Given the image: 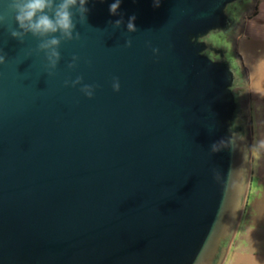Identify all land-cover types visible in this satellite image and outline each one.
Returning <instances> with one entry per match:
<instances>
[{"label":"water","instance_id":"water-1","mask_svg":"<svg viewBox=\"0 0 264 264\" xmlns=\"http://www.w3.org/2000/svg\"><path fill=\"white\" fill-rule=\"evenodd\" d=\"M250 1L88 0L48 76L0 0V264H223L251 175Z\"/></svg>","mask_w":264,"mask_h":264},{"label":"clouds","instance_id":"clouds-1","mask_svg":"<svg viewBox=\"0 0 264 264\" xmlns=\"http://www.w3.org/2000/svg\"><path fill=\"white\" fill-rule=\"evenodd\" d=\"M88 0H7V12L11 14L16 27L8 25V31L12 38L24 42L25 37L31 34L39 40L36 49L37 54L43 53L46 61L45 67L47 75L52 76L61 60L59 51L63 42L79 40L80 32L76 31L75 16H79L80 21H86V13L89 11L85 5ZM121 0H114L110 4L109 11L115 15L120 7ZM161 0H153V6L159 7ZM136 17H129L127 23V32L135 33L137 31L134 21ZM7 23V16L0 14V26ZM123 20L114 22L113 27L119 28ZM125 47H132V40L129 38L124 42ZM153 54H158L159 49L153 48ZM80 60L79 56L73 55L71 62L67 64L69 70H74ZM8 58L0 52V65H5ZM81 85L80 91L89 99L94 96L96 85L84 84L83 77L77 76L74 80L66 79L65 87H76ZM113 91H120V82L118 77L113 78ZM218 143V142H217ZM211 146L212 152H217L216 144Z\"/></svg>","mask_w":264,"mask_h":264},{"label":"rangeland","instance_id":"rangeland-1","mask_svg":"<svg viewBox=\"0 0 264 264\" xmlns=\"http://www.w3.org/2000/svg\"><path fill=\"white\" fill-rule=\"evenodd\" d=\"M237 45L243 65L249 73L248 108L252 162L245 206L233 238V244L238 246L251 244L255 236H251L248 229L258 228L255 235H258L259 240H262L258 242L264 246V56H258L257 62L253 63L243 43L238 42ZM251 231L254 232V230ZM245 256H247L245 253L240 256L242 258H240V263L243 262ZM230 258H232V251L229 256H226L224 264H229Z\"/></svg>","mask_w":264,"mask_h":264},{"label":"crops","instance_id":"crops-1","mask_svg":"<svg viewBox=\"0 0 264 264\" xmlns=\"http://www.w3.org/2000/svg\"><path fill=\"white\" fill-rule=\"evenodd\" d=\"M238 42L239 44L243 43L244 48L253 63L257 62L258 56H264V0H259L255 12L245 19L242 32L238 37L237 43ZM247 74L249 76L248 71ZM259 228L261 229V227ZM257 229L258 228L248 229L250 235H254L255 237L254 239L252 238V243L247 246L234 245V240H232L227 253L229 256L232 251V258H230L229 264H264V246L261 242H258L262 241L259 240L258 235H255ZM251 230H254V232ZM243 253L247 256L243 257V262L240 263V256ZM257 256H260V258H257ZM225 260L226 257L223 264L225 263Z\"/></svg>","mask_w":264,"mask_h":264},{"label":"flooded vegetation","instance_id":"flooded-vegetation-1","mask_svg":"<svg viewBox=\"0 0 264 264\" xmlns=\"http://www.w3.org/2000/svg\"><path fill=\"white\" fill-rule=\"evenodd\" d=\"M258 1H259V0H252V1H250V2L248 3V10H249L251 13H254V12H255Z\"/></svg>","mask_w":264,"mask_h":264}]
</instances>
